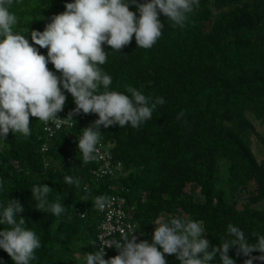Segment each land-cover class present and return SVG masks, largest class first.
<instances>
[{"label": "trees", "instance_id": "obj_1", "mask_svg": "<svg viewBox=\"0 0 264 264\" xmlns=\"http://www.w3.org/2000/svg\"><path fill=\"white\" fill-rule=\"evenodd\" d=\"M70 2L14 0L10 11L19 20L14 31L28 28L25 35L32 43L31 31H43ZM130 10L139 16L135 5ZM160 20L165 27L151 49L137 47L134 36L119 52L103 46L107 62L100 67L113 78L110 90L130 95L126 89L133 87L166 101L139 128L101 126V144L107 145L113 167L121 163L120 170L98 176L93 170L101 162L82 163L79 136L96 114L81 112L73 116L74 128L65 124L52 135L31 117L28 138L11 132L7 140L0 138V208L9 198L18 199L25 227L42 243L38 260L30 264H85V253L100 247L102 214L92 207L94 198L113 194L125 200V220L140 228L137 242L151 243L154 222L172 216L201 221L213 246L230 239L228 224L252 243L253 234L264 235V205H259L264 202V157L252 147L255 139L264 151V134L252 119L264 121V0H199L184 29L170 27L163 14ZM39 52L47 55L46 48ZM47 67L60 75L51 63ZM65 95L63 111L72 112L76 105L71 94ZM181 110L186 115L177 120ZM65 176L78 178L80 187L66 185ZM43 183L53 189L49 201L59 198L67 208L60 217L35 208L30 188ZM85 195L88 201H82ZM117 254L114 247L106 248L105 259ZM229 256L236 264L249 258L237 255L235 247ZM165 259L179 264L174 255ZM0 264H13L3 249ZM212 264H219V254Z\"/></svg>", "mask_w": 264, "mask_h": 264}, {"label": "clouds", "instance_id": "obj_2", "mask_svg": "<svg viewBox=\"0 0 264 264\" xmlns=\"http://www.w3.org/2000/svg\"><path fill=\"white\" fill-rule=\"evenodd\" d=\"M13 4L14 0H0V138L7 140L10 132L28 138L31 117L46 126L66 124L74 128L73 116L81 112L96 114L98 119L82 130L78 140L82 163L87 164L97 159L98 145L102 141L101 126L105 129L116 125L139 128L152 118L158 105L166 102L163 97L146 96L133 87L126 89L130 95L110 90L113 78L100 67L107 62L108 52L103 46L106 44L112 51L119 52L134 36L137 47L151 49L165 27L160 15L171 22L170 27L184 29L190 23L189 14L199 7V0H147L145 3L74 0L66 3L65 11L54 15L43 31H31L32 43L25 35L28 28L22 34L14 31L19 20L10 11ZM130 5L136 6L139 16L130 10ZM34 45L46 48L47 55L41 54ZM49 63L59 76L49 70ZM65 92L71 94L76 107L67 118L61 119L58 113L64 109ZM185 115L181 110L176 118L180 120ZM64 181L76 188L81 183L72 176H65ZM52 190L44 183L30 188L37 210L60 217L67 208L59 198L49 201ZM82 201H88V196ZM110 204L109 197L97 196L92 207L104 211ZM23 212V205L15 198H9L6 206L0 208V225L7 226L0 228V249L13 264L38 260L36 251L42 247L36 232L25 227ZM139 230L129 226L127 231L121 229L119 239L99 237L100 247L95 252L85 253V264H167L165 254L174 255L179 264H212L217 254L219 264H236L229 256L234 247L237 255L249 257L244 264L264 261V235L253 234L256 239L252 243L232 224L227 225L230 239H219L218 246L211 245L205 238L203 223L190 217L158 218L154 222L151 243L148 240L137 242L134 233ZM91 245L96 247V242L92 241ZM113 247L118 254L105 259V249ZM253 252L261 255L252 257Z\"/></svg>", "mask_w": 264, "mask_h": 264}, {"label": "built area", "instance_id": "obj_3", "mask_svg": "<svg viewBox=\"0 0 264 264\" xmlns=\"http://www.w3.org/2000/svg\"><path fill=\"white\" fill-rule=\"evenodd\" d=\"M71 113V110H64L61 113H58L59 118L64 119ZM61 127V126H60ZM55 124L50 126H46L43 124L44 130L49 134L59 129ZM99 153L97 155V159L94 162H101V166L98 170H93V173L100 176L102 174L111 173L113 169L120 170L121 163L116 162L114 167L112 166L109 158V154L107 153V145L100 144L98 145ZM111 204L105 208L104 211H99L102 214V219L99 224V233L98 238L103 236L106 239L117 238L120 234L121 229L127 231L129 226H135L134 223H129L125 220L126 212L124 210V198L119 194H113L110 197ZM134 235L137 236V240H139V235L135 232ZM101 245V242L99 240ZM106 252V249H105Z\"/></svg>", "mask_w": 264, "mask_h": 264}, {"label": "rangeland", "instance_id": "obj_4", "mask_svg": "<svg viewBox=\"0 0 264 264\" xmlns=\"http://www.w3.org/2000/svg\"><path fill=\"white\" fill-rule=\"evenodd\" d=\"M252 119L256 129L264 134V121H261V119H257V118H252ZM252 147L258 158L264 157V151L260 146V144L255 141V139L253 140ZM259 205L263 206L264 202L260 203Z\"/></svg>", "mask_w": 264, "mask_h": 264}]
</instances>
